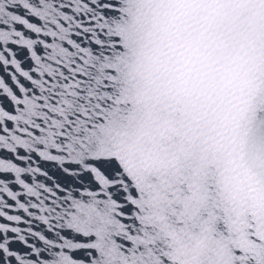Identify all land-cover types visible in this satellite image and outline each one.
Returning a JSON list of instances; mask_svg holds the SVG:
<instances>
[{
    "label": "snow or ice",
    "instance_id": "snow-or-ice-1",
    "mask_svg": "<svg viewBox=\"0 0 264 264\" xmlns=\"http://www.w3.org/2000/svg\"><path fill=\"white\" fill-rule=\"evenodd\" d=\"M0 25L35 65L0 51V147L55 168L0 159L47 226L0 223V264H264V0H0Z\"/></svg>",
    "mask_w": 264,
    "mask_h": 264
}]
</instances>
